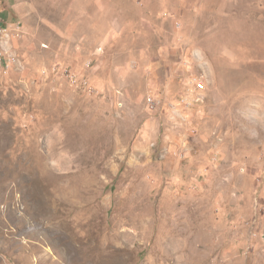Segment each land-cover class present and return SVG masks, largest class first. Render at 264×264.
Here are the masks:
<instances>
[{
	"label": "rangeland",
	"instance_id": "374dc122",
	"mask_svg": "<svg viewBox=\"0 0 264 264\" xmlns=\"http://www.w3.org/2000/svg\"><path fill=\"white\" fill-rule=\"evenodd\" d=\"M0 28V264H264V0H0Z\"/></svg>",
	"mask_w": 264,
	"mask_h": 264
},
{
	"label": "built area",
	"instance_id": "2783aa9c",
	"mask_svg": "<svg viewBox=\"0 0 264 264\" xmlns=\"http://www.w3.org/2000/svg\"><path fill=\"white\" fill-rule=\"evenodd\" d=\"M0 30H1V28H0ZM147 103H154V99H152V97H148L147 98Z\"/></svg>",
	"mask_w": 264,
	"mask_h": 264
}]
</instances>
